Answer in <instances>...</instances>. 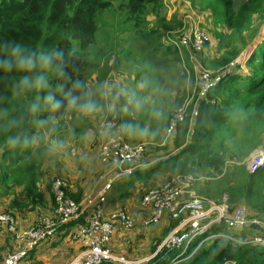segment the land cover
<instances>
[{"label": "trees", "instance_id": "obj_1", "mask_svg": "<svg viewBox=\"0 0 264 264\" xmlns=\"http://www.w3.org/2000/svg\"><path fill=\"white\" fill-rule=\"evenodd\" d=\"M263 4L264 0H241L236 7L233 0H225L226 27L239 28V24L246 20L249 14L258 13ZM109 5L110 2L107 0H0V43L19 41L29 46L54 49L60 53L56 62L61 65L63 72L61 75H50L49 90L53 91L58 99H62L63 107L56 112H51L43 101L45 92L42 91L40 98L43 116L51 113L54 117L59 118L62 117L68 107H75L68 102L69 98L64 96L65 92L82 98L85 97L87 85L84 76L89 63L87 59L88 47L95 42V14ZM127 10L131 13L129 18L137 28L144 26L147 23V17L153 15L156 28L162 30L172 29V26L169 25L170 22L164 16L162 0H128ZM153 32L155 30L150 33ZM72 39L78 41L77 49L73 48ZM231 53L232 50L220 52L216 60L218 67L233 60L236 55ZM246 62L254 65L253 71L249 70L246 74L234 67L232 74L210 89L207 97L200 101L198 114L194 122L201 124L206 121L209 127H202L200 132L194 133L190 138L192 142H188L185 148L179 146L181 147L180 152L189 151L188 148L193 147V142H198L202 138L208 142L210 136L215 137L224 126L225 129L230 127L229 134L234 141L241 137L242 142H249L250 138L256 139V142H264V50L259 61L255 56V52L252 51ZM20 75L21 73L15 70L0 72V100L3 101L1 109L6 108L8 98L15 96L14 86ZM245 78L247 81L243 82L242 80ZM236 83L240 85L237 88H235ZM211 100L214 101L211 102ZM14 104L16 103L14 102ZM176 106L170 104V109L163 112L164 118L161 120L166 121L165 132L170 112ZM18 107L20 116H22L21 114L26 115L25 104H18ZM230 109H234L237 113L235 117L238 123L234 124L233 121L229 120L230 118L226 119L229 116ZM117 118L119 122V114ZM28 123L21 121L20 125L12 130V134L23 133V130L29 127ZM33 132L34 129L30 127L29 133L33 134ZM171 133L175 137L174 141L177 146L187 140L186 130L180 131L179 126ZM28 147L23 148L25 151H18L19 146L11 151L10 149H2V152L9 157V163L11 164L6 163L3 169L0 164V187L3 188V191L5 189V192L9 189L10 193L13 187L14 189L17 187L16 191L12 192L14 197L10 200L9 207L22 216H25L26 212L37 213L39 210H45V208L52 211L53 208V206H48L52 201L50 193L51 180L47 179L46 192H43L39 187L38 182L40 180L34 166L29 168V165L22 164L25 161L23 159L30 155ZM253 148L254 146L248 144L241 149L239 144H236L231 147L228 155H225L222 150H216L213 147L210 149L207 144L205 150L196 152L194 154L195 158L190 161L183 160L177 163L175 158L178 154L176 153L169 157L164 164L167 161L174 160L176 167L173 165L174 168L172 167V169H175L177 173H192L195 170L213 173L220 172L224 167L227 168V176L237 173L239 182L231 189L232 201L230 202V208L240 204L245 207L249 216H259L264 211V166L254 172H249L243 164L240 167L235 166L234 163L226 164L227 161L236 158V156L241 159ZM18 155L20 156L18 157ZM178 168L180 171H178ZM231 183L232 180L229 181V184ZM202 184L203 182L200 183V185ZM200 185L197 192L200 195L208 196L205 195V190H202ZM70 195L78 199L77 195L72 193ZM8 212L17 217L13 210H8ZM168 217L169 226L164 231L163 236L151 243L153 253L162 238L177 223L176 219ZM66 224H68L67 226L76 225L75 228H77L85 224L84 215ZM64 225L56 229L55 235ZM66 230H69V228ZM244 230H249V233L245 235ZM0 231L7 232L11 236L7 242V246L10 248L5 255L21 249H12L13 245L11 243L14 242L15 236L13 232L4 227H0ZM222 232H227L240 240H248L254 234L264 236V229L258 226L246 224L239 228L228 229L224 222H216L211 224L201 236L190 241L183 253L180 249L158 252L150 258V262L151 264H225L233 260L236 264H264V249L256 243L236 242L226 237L206 238L209 235ZM22 243L24 246V240ZM0 249L4 250L5 247L1 245ZM34 249H29L28 255L19 264L26 260ZM121 255L125 256L124 254ZM100 264L110 263L102 262Z\"/></svg>", "mask_w": 264, "mask_h": 264}, {"label": "rangeland", "instance_id": "obj_2", "mask_svg": "<svg viewBox=\"0 0 264 264\" xmlns=\"http://www.w3.org/2000/svg\"><path fill=\"white\" fill-rule=\"evenodd\" d=\"M110 2V5L95 14V24H96V32H95V42L90 44L88 47V54L87 59L89 61L88 66L85 70L84 78L87 79V76L90 70L93 68L96 62L103 60L106 64L105 70L102 72V75H105L108 69L115 68L118 71L124 73L126 75L125 83L129 84V88H133L137 91L138 95L148 96L151 101H154V105H149L148 110L137 113L135 112L131 106H128V110L126 111V115H122V120L118 123V130L123 135L127 142H145L146 143V150L145 154H162L165 150L162 148L166 146L168 142L164 139L163 131L160 133L159 139L153 138V132L155 130H161V126H158L155 130L151 129V122H146V117L144 115L149 116L150 109L152 107H156L163 112H166L170 109V104H175V106L181 105L180 103L184 99L185 101L188 100L189 97H186L187 92L191 94L199 75L200 70L203 68L209 70H215L218 68L217 65V57L220 52L232 50L231 54H235L236 56L233 58L232 61L223 64V66L232 64L236 60H240L241 66L243 69H240L238 65H235L237 69H240V72H247L253 71L254 65L247 64L245 61L244 54L246 52H255V56L257 60H260L261 54L264 50V4L258 10V13L249 14L247 19L242 21L239 24V28H228L226 27L225 23V0H176L178 6L186 5L189 8L195 10L200 17L201 28L205 30L209 34V42L205 46L204 50L200 53L195 55V61L197 64L196 69H191L188 67V73L182 71V64H181V57H184L185 52L182 51L181 54L177 53L172 44H170L166 39V32L169 31L170 28L167 29H158L154 22L155 18L153 15H149L147 17V23L144 26L135 27L133 25V21L129 18L131 17V13L127 10L128 0H107ZM163 1V0H162ZM241 0H233L234 5L237 7ZM164 4V16L165 18L168 16L170 17L169 25H171L172 29H176L178 27V20L179 15L175 13L178 12V6L176 7L175 11H171V6L169 0H165ZM181 9V8H180ZM187 9V8H186ZM168 14V15H167ZM167 20V19H166ZM155 28V29H154ZM158 29V30H156ZM171 29V30H172ZM152 30L155 32L150 33ZM220 37V38H219ZM220 42H219V41ZM71 44L74 49L78 48V41L72 39ZM202 66V67H201ZM193 68V66H192ZM194 71V72H193ZM184 72V73H183ZM19 77V76H18ZM188 79V80H187ZM142 80H147L149 82V87L141 89L138 88V84ZM87 86V93L92 95L91 90L95 89L91 86L89 81L84 80ZM246 82V78L242 80ZM238 83V81H237ZM235 84V88H237L238 84ZM126 88V87H125ZM234 88V87H233ZM187 89V91H186ZM41 92H30V93H20L15 90V96H11L7 99L6 108L3 110L1 109L2 100H0V164L1 168L3 169L6 163H9V157L2 152L3 150L10 151L18 147V151H25L23 150L24 146L17 145L15 147L9 146L6 142V137L9 134H12V130L15 128H11L8 130H4V126L10 119H17L20 122L25 121L29 122V127L26 130H23L21 136H39V142L33 143L30 145V155L26 157L22 164L29 165V168L34 166V170L38 175V179L40 180L39 187L43 192H46V181L47 179L51 180L53 176H61L67 182V194L69 197H72L69 193L70 189V182L74 185L77 184L78 186L75 187L78 189H83V194L92 193L87 197L96 194L104 183L107 181L108 177L102 176L100 174L98 179H95L97 176L90 177L86 180V177H83L85 174L89 177L91 175L90 172H86L84 168V160L82 144L86 137L96 135L95 129V121L93 115L95 117L99 116L100 112H96L95 114H89L88 116H83V113L79 112L76 107H68L62 117L56 118L51 113L43 116L41 113ZM98 93V92H97ZM87 98V97H84ZM93 99L97 100L100 104L101 109H105L106 99L96 94ZM214 100H211L213 102ZM14 102L16 104H14ZM31 103H36L39 105V110L36 113H32L29 111V105ZM18 104H25L26 106V115L18 113L19 107ZM117 108L119 110L123 109L125 106V101H117ZM4 111V112H3ZM188 109L186 111L185 120L180 123L179 130L184 131L186 130V138L185 142H180L181 144L178 147V150H172V152H176L178 155L175 158V161L178 163L183 160L190 161L192 158H195L194 154L196 152H201L205 150L207 144L209 148L212 147L214 149H220L223 151L225 155H228L229 150L232 146L239 144L241 149L246 145H252L254 148L250 150L246 155H244L241 159L233 158L226 162V164L234 163L235 166L240 167L241 164L245 166L248 170V160L250 154L255 149H264V142H256V139L250 138L249 142H242L241 137H238L236 141L232 140L230 133V127L224 128L222 127L218 134L214 137L213 135L210 136L209 141L207 142L203 138L198 142H193V147H189V151L180 152V148L186 147V144L192 142L190 139L194 133L200 132L202 127H209L208 122L204 121L201 124H196L194 122V117L189 121V114ZM130 116H129V115ZM54 117L55 119V126H52V122L49 121L46 125H41L40 121L48 120L49 117ZM237 113L234 109L229 110V116L226 118H230L229 120L233 121L234 124L238 123ZM125 117V118H124ZM104 118V117H103ZM102 118V119H103ZM121 119V115L119 116ZM234 118V120H233ZM25 119V120H24ZM101 119V121H102ZM28 120V121H27ZM161 120V119H158ZM91 121L94 123L92 124ZM23 123V122H22ZM125 123H139L141 126H146L149 128L150 134L144 138H136L133 141L130 139L128 135L126 137L124 130L121 128L122 124ZM226 125V123H225ZM94 126V127H93ZM234 126V125H233ZM30 127L34 129L33 134L29 133ZM224 128V129H223ZM152 131V132H151ZM98 132V129H97ZM172 134V133H170ZM168 134V135H170ZM14 135V134H12ZM47 135V142H44V137ZM59 135L61 138H65L67 135L70 136L67 142H60V145H53L51 142L53 140L59 141ZM179 136V134H177ZM73 136L75 138H73ZM58 137V138H57ZM132 137V136H131ZM172 139V137H170ZM62 145V148L60 147ZM181 146V147H179ZM22 147V148H21ZM52 147H55L57 150L55 151L56 154L53 153ZM151 149V151H150ZM99 150V149H98ZM167 151H170V148H166ZM150 151V152H149ZM62 152V153H60ZM87 152L93 157V149L87 148ZM98 152V151H97ZM148 152V153H147ZM175 153V154H176ZM21 155V154H20ZM18 155V157L20 156ZM28 155V154H27ZM58 155L61 156L58 158ZM143 155V156H144ZM65 158L69 164V173L67 175V169L63 168V173L58 174L57 168L63 164L64 161L62 158ZM143 162V158L139 162ZM137 162L135 166H138ZM11 164V163H9ZM11 166V165H9ZM12 167V166H11ZM176 167V165H175ZM13 168V167H12ZM174 168V167H173ZM55 169V170H54ZM177 169V168H176ZM157 169L154 171L156 172ZM174 171V170H173ZM178 171L180 169L178 168ZM138 172V171H137ZM145 169L144 167H139V173L141 174L142 178H152L154 173L149 174L145 177ZM176 172V171H175ZM185 172V171H184ZM107 173V171H105ZM178 174H186V173H178ZM194 176L197 175V178L191 184L193 185L197 196L201 198L207 199L208 202H212L214 204H221L225 202L230 208V202L232 201L231 197V189L235 187V185L239 182V176L237 173L231 174L227 176V168L224 167L220 172H205L204 170H195L192 172ZM66 176V177H64ZM234 178V179H232ZM71 181H69V180ZM90 180V181H89ZM203 180V181H201ZM232 180V183L229 184V181ZM52 181V180H51ZM97 181L96 183H94ZM123 179L117 180L114 185L121 184ZM201 181V182H198ZM89 182V183H87ZM200 185V183H202ZM200 188L205 190L204 196L200 195L197 190ZM17 187H13L11 191H16ZM5 192V189H4ZM10 193V190H6V194L9 197L7 200V204L1 209L2 211L8 212V210H13L17 217V220H21L25 223L28 219L27 215H30V218L36 217L37 213H51L49 209L45 208V210H39V212H28L25 216H22L16 210L8 207V202L14 197L13 193ZM50 193L51 192V185H50ZM1 195V192H0ZM111 195V194H110ZM210 196V197H209ZM86 197V198H87ZM74 198V197H72ZM75 199V198H74ZM85 199V198H84ZM84 199L76 200L82 201ZM233 203V202H232ZM240 205V204H238ZM236 205V206H238ZM50 206H53V196L52 201L50 202ZM234 206L231 209H234ZM243 206V205H241ZM117 208L111 210L114 212ZM53 210V208H52ZM110 212V214H111ZM109 214V216H110ZM34 217V220H35ZM109 218V217H108ZM27 224V223H26ZM34 224H31V226ZM18 226V222H17ZM29 226V228L31 227ZM28 228V229H29ZM27 229V230H28ZM249 230H244V234H248ZM18 233V230H17ZM23 233V232H22ZM241 234V232H239ZM15 234V233H13ZM16 237V234H15ZM21 240V237H20ZM2 245V241L0 239V246ZM158 246V245H157ZM156 246V247H157ZM24 247V246H23ZM22 247V248H23ZM151 247V244H150ZM149 247V249H150ZM21 248V249H22ZM152 250V249H151ZM156 250V249H155ZM183 250H181L182 252ZM5 257V252L3 249H0V264H3V260Z\"/></svg>", "mask_w": 264, "mask_h": 264}, {"label": "built area", "instance_id": "obj_3", "mask_svg": "<svg viewBox=\"0 0 264 264\" xmlns=\"http://www.w3.org/2000/svg\"><path fill=\"white\" fill-rule=\"evenodd\" d=\"M199 17L195 13L185 14L180 25L176 29L166 32L167 41L172 44L177 53L186 52L196 69L195 55L204 50L209 41V34L200 27ZM251 52L244 54L245 61ZM235 65L241 66L240 60L232 64L220 66L215 70L203 68L200 70L197 82L189 95L188 100L181 102L170 112L166 134H170L180 123L185 120L186 111L190 109L192 116H197L198 105L207 97L208 92L219 82L232 74ZM115 79L126 78L120 71L115 72ZM124 84L117 82V90ZM192 104V105H191ZM188 114V113H187ZM118 118L116 114L105 116L100 122L99 131L105 134L106 139L97 152V160L108 166L107 181L94 195L82 201H76L67 194V182L61 176H54L51 181L53 196V210L51 213H37L34 224L25 231L24 247L16 252L6 254L3 264H19L28 255V250L35 248L41 242L54 237L56 229L73 219L79 218L84 210L88 212L85 224L77 227L73 232V238L82 244L81 251L67 264H151L150 258L158 252L180 249L185 251L187 244L206 232L207 228L216 222H224L228 229L242 227L246 224L258 226L264 229V211L259 216H249L244 206L238 205L230 210L223 202L214 204L206 198H201L190 190L191 184L197 176L186 173H175L164 183L149 187L139 199V205L143 213L136 217L126 208L120 207L112 212L109 218L103 215L107 192L113 182L120 180L124 175L130 174L135 164L139 162L146 150L145 142H127L118 130ZM106 125H111L110 131ZM264 166V149H255L249 156L248 171L254 172ZM167 213L176 219V225L162 238L155 252L146 258L131 259L121 254L113 253L107 246L116 225L124 228H132L140 221L147 226L158 223ZM0 227L15 233L17 231V219L13 214L0 212ZM210 237H226L236 242H252L263 247L264 236L254 234L250 239L240 240L227 232L209 235ZM205 238V239H206ZM225 264H236L231 260Z\"/></svg>", "mask_w": 264, "mask_h": 264}, {"label": "crops", "instance_id": "obj_4", "mask_svg": "<svg viewBox=\"0 0 264 264\" xmlns=\"http://www.w3.org/2000/svg\"><path fill=\"white\" fill-rule=\"evenodd\" d=\"M163 2L165 3V0H163ZM169 2H170V6H171V11H175L176 7L178 6V4L176 3V0H169ZM188 13H195L197 15V18L198 17L201 18L200 15L195 10H193L192 8H189L186 5H182L180 7L178 6V12L175 13V15L176 14L179 15L178 25H180L183 16L185 14H188ZM170 17L171 16H169V17L167 16L166 19L170 20ZM201 20H202V18H201ZM200 25H201V22H200ZM180 61H181L182 67H183L182 71H184L186 73L189 72V70L187 69V63L189 65L188 67H190L192 70L194 69V68H192V63L194 62V60H190L188 58V55L186 52L184 54V57H181ZM105 66H106V64L103 60L96 62L95 65L93 66V68L90 70V72L87 76V79H85L86 81H89V83H91V86H93L95 88L94 90L93 89L91 90V92H92L91 98L95 97L96 94H98L97 93L98 92V85H100L101 83L106 82L107 84L113 86L111 89V94L107 97V99L105 98L106 99L105 109L103 110L100 108V110L98 111V112H100L99 116H97V117H95L94 115L92 116V117H94L93 119L95 121V125H94L95 129L94 130L96 131V135L95 136L90 135V136L86 137L84 139L85 141L82 143V144H84L83 149H85V151L83 152V157L85 158V159H83L84 164H85L84 168H85L86 172L91 173V175L89 177L87 176V174H85L83 176V177H86V180H88L90 177L92 178V177L97 176V175L99 176L102 173L103 174H102L101 178L103 176L107 177V173H108V166L101 164L97 160V151H98L100 145L103 142H105V139H106L105 134H103L99 131L101 119L103 117L111 115V114H116L117 116L119 114V116L121 115V119H119V123H120V120L123 121L122 115L123 116L126 115L125 110H123V109L119 110L117 108L118 107L117 101H123V103H124V99L122 96L117 98V94L119 93V91L117 90V82H119L120 84H124L126 88H129V84L127 83V86H126L125 80H123L122 78L115 79L114 74H115V72L118 71V69L110 68V69H108V71L106 72L105 75H102V72L105 70ZM239 68L243 69V67H239ZM86 85L88 86L87 83H86ZM186 91H187V89H186ZM189 95L190 94L187 92L186 97H189ZM183 101H184V99L182 100V102ZM109 103L114 104L116 106L115 112L107 111L106 105ZM188 114H189V121H190L193 118V116L190 113V109L188 110ZM83 116H86V115L84 114V115H82V117ZM144 116L147 118L146 122L149 121L152 123L151 127H150L151 129L153 128V130H155L158 126H161V128H162L160 131L155 130L153 132V135H152L153 138L159 139L160 133L163 131L164 139H166V141L163 140V142H168V143L166 144L165 147L162 148L163 150H165L164 152H162V154H158V153L157 154H152V153L145 154L142 157L143 162L142 161L139 162L138 166L135 167L134 170L130 174H126L121 178V179H123L121 184L116 185V186L114 184L112 185L111 189L107 192L106 203H105V206L103 209V215L107 219L109 217L111 210H113L115 208H120V207L126 208L130 213H132L136 217H139L140 214L143 213L141 208H140V205H139V199H140V196L144 193V190H146L150 186H156V185H160V184L164 183L167 179H169V177L171 175L177 173V172H175L176 171L175 169H172V167H174L173 165H175V163H176L174 160L167 161V163L164 164V162L169 157L175 155L176 152L174 153V152H172V150H176V151L178 150V147L175 148L176 147L175 144H177V143L174 141V139H175L174 135L173 134L168 135L165 132L164 127H165L166 121H162V120H158V119L154 118L151 114V109H150L149 116H147V115H144ZM194 120H195V118H194ZM91 123L94 124L92 121H91ZM97 129H98V132H97ZM125 135H126V137L128 136L126 133H125ZM170 137H172V139ZM69 138H70L69 135H67L65 138H61L59 135L58 139H59V142H63V141L67 142ZM73 138H75V137L73 136ZM130 139H132L133 141L136 140L134 137H131V136H130ZM44 142H47V135L44 137ZM60 147L62 148V146H60ZM167 147L170 148V151L166 150ZM52 148H53L52 149L53 153L56 154L55 151L57 149L55 147H52ZM87 148L93 149V157L92 158L89 155V153L87 152ZM150 151H151V149H150ZM60 153H62V152H60ZM58 158H60V162H61V156L60 155H58ZM62 160L64 161V163L63 164L61 163V166L57 168L56 172L58 174H62L63 168H66L67 169V175H68V173H69L68 167H69L70 163L65 160L64 156H63ZM139 167L140 168L144 167L145 177H147L151 173H154L152 178H149V179L142 178L141 174L139 173ZM156 169H157V171L154 172ZM105 171H107V173H105ZM98 176L93 180L98 179ZM53 177L51 178V180L53 179ZM64 177H66V176H64ZM124 177H126V178H124ZM69 181H71V180H69ZM96 182L97 181H95L94 183H96ZM87 183H89V182H87ZM77 186L78 185L75 184V187H77ZM75 187L70 182L69 191H70V193L78 196L77 197L78 199L75 198L76 200L84 199L88 195L92 194L90 192L83 194L82 188L77 190ZM190 190L192 192L196 193L193 185H191ZM0 192H1V195H0V212H1L2 211L1 209L7 204V200H9V197L3 191V188H1V187H0ZM9 202H8V207H9ZM48 206H50V203ZM27 213L28 212H26L25 215ZM82 215H84V219L86 221L88 212L86 210H84V213ZM168 216L169 215L167 213H165L158 223L147 225V226L141 224L140 221H138L134 224V226L132 228H129V229L124 228V227L117 224L115 229H114V232L111 235V238H110L107 246L109 247V249L113 253L124 254L125 256H127L128 258H131V259H142V258H146L148 256H151L153 254V252L151 250L150 244L153 243L157 238H160L163 236L164 231L169 226V217ZM34 217L30 218V215L28 214L27 215L28 219L25 221V223L19 219L17 220V222H18V226H17L18 233H17V231L15 232L16 238L14 236V242L11 243L13 245V247H12L13 250H18V249L22 248V246H23L22 242L24 240L25 231L29 228V226H31L33 221H35ZM62 225H64V224H62ZM67 225L68 224L62 226V228H60L58 233L52 239L46 240V241L38 244L35 247L34 251L31 252L29 257L26 260L22 261L21 264H67V262H69L72 258H74L82 249V244L78 240L73 238V232L76 229L75 228L76 225H71V226H67ZM67 228H69V230H66ZM10 237L11 236L9 234H7V232L0 231V239L2 241V246L5 247V249H4L5 253L10 248L7 246V242L9 241ZM20 237H21V240H20ZM149 247H150V249H149Z\"/></svg>", "mask_w": 264, "mask_h": 264}, {"label": "clouds", "instance_id": "obj_5", "mask_svg": "<svg viewBox=\"0 0 264 264\" xmlns=\"http://www.w3.org/2000/svg\"><path fill=\"white\" fill-rule=\"evenodd\" d=\"M60 56L54 49H45L42 47L29 46L19 41H11L0 43V72H11L15 70L21 73L19 78L15 82V90L20 93L30 92H45L43 101L47 105L51 112H56L63 107L62 99H58L57 96L50 89L49 77L52 74L61 75L63 69L57 58ZM113 86L105 83L98 85V93L101 97L107 98L111 94ZM138 88L144 89L149 87L147 80L139 82ZM64 96L68 97V102L75 106L77 110L85 115L95 114L100 110V104L97 100L91 98L90 93H85L81 96L71 95L65 92ZM123 97L125 101L124 110H128V106L137 112L142 113L148 110L149 105H154V101H151L148 96L138 95L137 91L133 88L121 87L117 98ZM107 111L115 112L116 106L114 104L106 105ZM39 110V105L31 103L29 105V111L36 113ZM151 114L156 119L164 118L162 110L152 107ZM52 122V126H55L54 117H49L48 120L40 121L41 125H46ZM20 121L17 119H10L4 126V130L18 127ZM106 130L110 131L111 125H106ZM124 132L132 137L144 138L150 134L149 128L141 126L139 123H125L121 125ZM40 139L39 136H21L20 134L8 135L6 142L9 146L15 147L22 145L28 147L29 145L36 143ZM53 145H60L59 141L53 140ZM62 146V145H61Z\"/></svg>", "mask_w": 264, "mask_h": 264}]
</instances>
